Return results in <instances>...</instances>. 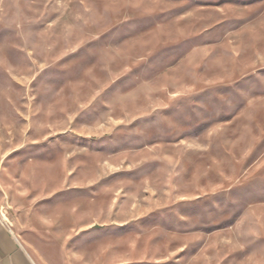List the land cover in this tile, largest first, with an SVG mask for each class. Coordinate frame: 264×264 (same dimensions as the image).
Wrapping results in <instances>:
<instances>
[{
	"label": "rangeland",
	"instance_id": "1",
	"mask_svg": "<svg viewBox=\"0 0 264 264\" xmlns=\"http://www.w3.org/2000/svg\"><path fill=\"white\" fill-rule=\"evenodd\" d=\"M0 216L37 264H264V0H0Z\"/></svg>",
	"mask_w": 264,
	"mask_h": 264
},
{
	"label": "crops",
	"instance_id": "2",
	"mask_svg": "<svg viewBox=\"0 0 264 264\" xmlns=\"http://www.w3.org/2000/svg\"><path fill=\"white\" fill-rule=\"evenodd\" d=\"M0 264H37L31 253L1 216Z\"/></svg>",
	"mask_w": 264,
	"mask_h": 264
}]
</instances>
